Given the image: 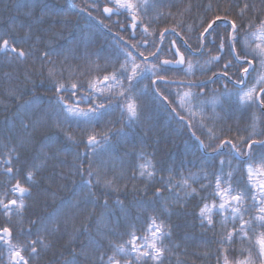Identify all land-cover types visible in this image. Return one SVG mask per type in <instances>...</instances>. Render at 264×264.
<instances>
[{
  "label": "trees",
  "instance_id": "obj_1",
  "mask_svg": "<svg viewBox=\"0 0 264 264\" xmlns=\"http://www.w3.org/2000/svg\"><path fill=\"white\" fill-rule=\"evenodd\" d=\"M133 2L138 5L140 20L135 29L126 25L127 12L106 17L103 7L112 6L107 0H98L95 8L93 0H0V42L8 39L11 45L16 41L18 48L32 53L24 60L17 59L14 53L10 54L11 59L0 53V199L7 203L17 198L18 194L10 191L17 180L31 191V195L25 196L22 210L13 208L11 214L6 215L0 207V229L10 228L12 243L16 245L38 241L35 254L30 247L22 253L28 264H66L74 258V253L79 264H89L79 255L89 240L96 242L100 252L110 255V242L119 244L128 239L126 233L131 227L142 234L153 216L170 233L162 240L167 250L163 264H217L218 241L232 229L230 219L223 223L224 216L229 215L227 212L213 217L214 226H201L199 207L205 202L211 204L214 199L219 203L212 195L217 176L227 179L231 172L232 187L237 191L246 190L245 164L253 161L234 159L228 154V147L220 152L215 150L224 140L238 143L239 137L248 138L253 124L256 135H251V139L264 140L261 134L264 133V112L255 105L249 107L234 102H225L223 110L213 108L211 101L223 93L224 82L208 81L213 72L221 70L224 61L206 63L218 55L216 45L205 42L200 48L197 37L210 19L224 15L217 5L220 9L231 5L229 20L245 26L249 21L258 25L260 19H264V0ZM209 3H212V11H207ZM245 3L250 8L240 17L239 9ZM29 10L33 20L43 16L44 22L34 25L30 38H25L26 29L19 25L30 22L24 15ZM49 10L58 14L49 15ZM145 26L150 35L143 32ZM226 28L227 25H221L222 32ZM161 33H165L162 43ZM145 40L147 45L143 44ZM173 40L186 61L192 62L193 70L187 73V64H171L165 74L168 82L157 80L151 72L134 81L132 93L139 105L137 119L129 122L127 113H122L117 106L123 101L113 99L97 101L110 103L112 107L95 123L74 119L64 123V131L74 138L71 141L52 126L51 121L35 131L21 126L17 113H22L26 103L31 102L34 109L49 113L58 110L55 83L48 77L50 68L56 70V82L68 86L80 83L86 88L89 79L119 69L125 62L124 52H130L142 67L158 65L165 59H179L169 51ZM185 41L191 45V51ZM216 43L218 45L219 41ZM156 48L163 49L159 60L149 55ZM45 51L52 55L42 59ZM144 57L148 58L147 64ZM201 82L208 83L204 88L195 87ZM228 88L234 90L232 84H228ZM188 91L195 95L190 103L185 100L181 106L183 93ZM81 94L84 93L79 92L78 96ZM62 95L71 103L69 93ZM80 107L86 109L89 105L82 103ZM109 130L111 138L107 145L95 151L86 145L89 134ZM50 136L58 137L60 154L45 162L41 145ZM54 150L44 149L49 155ZM262 151L260 147L255 148L256 162ZM10 157L11 176L5 173L3 163ZM221 160L225 161L223 167ZM145 163L155 173L151 179L139 175V165ZM89 169L93 173L90 185L87 183ZM29 171L35 173L32 181L26 180ZM169 180L171 183L166 187ZM184 180L188 186H183ZM106 181H112V186H106ZM158 188L161 189L159 195L156 194ZM251 204L248 199L246 220L256 214ZM57 226L59 230L53 231ZM242 246L247 247V242L242 243L237 238L233 248L238 250ZM0 264H9L8 248L2 243ZM148 264L154 262L148 261Z\"/></svg>",
  "mask_w": 264,
  "mask_h": 264
},
{
  "label": "snow or ice",
  "instance_id": "obj_2",
  "mask_svg": "<svg viewBox=\"0 0 264 264\" xmlns=\"http://www.w3.org/2000/svg\"><path fill=\"white\" fill-rule=\"evenodd\" d=\"M97 3L98 0H93L92 6L95 8ZM107 3L112 5L111 7H103V13L107 18H111L112 15H120L122 12H127L130 14L132 21L131 27L133 29L138 27V5L133 0H107ZM230 8L231 5L228 8L220 9L219 5H217V9L223 11L224 15H215L214 18L210 19L207 22V26L203 28V31L197 37L200 42V48L205 46V42L216 45L218 55L212 56L206 63L211 64L215 62L219 64L222 60L224 61L221 70L219 72H213V77L208 81L215 83L217 79H220L224 82L223 93L214 96L211 103L214 109L219 107L223 110L225 102H234L238 105H247L249 107L255 105L264 112V19H260L258 25H255L253 21H249L246 26L243 23L238 24L234 19L229 20ZM249 8L250 5L245 3L239 9L238 16L243 17ZM44 9H47V5L44 6ZM212 9V3H209L207 5V11H212ZM81 11H86V9H81ZM48 14L55 15L58 13L49 10ZM24 15L30 22L27 24L21 22L19 27L26 29L25 38H30L33 26L44 22L43 16L33 20L31 10L25 12ZM221 25H227V28L223 32L221 31ZM252 29L255 30L253 31ZM167 31L166 29L165 32ZM242 31L243 35H241ZM143 32L150 35L147 26L143 28ZM160 35L162 43L165 33H161ZM210 37L211 40H209ZM217 40L219 41L218 45L216 43ZM170 43L171 48L169 51L174 56L179 57V59H165L160 61L158 65L153 64L151 67H142L141 64L136 63V58L130 52H124L125 62L120 65L119 69L105 74L102 77L96 76L89 79L86 88L80 83H71L68 86L56 82V70L50 68L48 77L55 83V91L58 94L56 102L59 108L54 113H49L47 110L34 109L31 102L26 103L22 106V113H17L21 126L25 130L31 129L35 131L42 124L51 121L52 126L59 129L65 138L71 141L74 138L64 131L63 124L70 119L87 124L95 123L112 107L110 103L106 105L103 102L97 101H111L113 99L123 101L122 105L118 103L117 106L121 107L122 113H127L129 122L137 119L139 105L132 93L134 81L143 78L145 73L151 72L157 80L168 82L165 80V74L168 71L167 66L171 64H187V73H191L193 70L192 62L190 60L186 61L184 54L176 46V41L173 40ZM184 43L186 48L191 51V45H188L186 41ZM143 44L147 45L148 41L145 40ZM133 47L136 46L133 45ZM162 51V48H156L149 55L159 60ZM0 53L9 56L10 59V54L14 53L19 60H24L32 55L31 52L25 51L23 48H18L16 41H13L10 45L8 39H3L0 42ZM51 55V52L45 51L42 53L41 58L47 59ZM85 55L87 56V54ZM140 56L143 57L144 54L141 52ZM147 61L148 58L144 57L145 64H147ZM125 81H127V84H125ZM208 82H201L195 85V87L204 88ZM153 83H156V81L154 80ZM228 84H232L234 90L229 89ZM191 86L190 84L189 87ZM65 92L69 93L71 103L66 101L64 95H62ZM79 92H83L84 94L78 96ZM194 95L191 91L183 93L181 106H183L185 100H188L190 103V98ZM82 103L89 105V107L86 109L80 107ZM203 106L202 103L200 105L201 111H203ZM191 114L196 115L194 112ZM26 119L28 121L27 123L25 122ZM117 134L119 135L121 133ZM261 134L264 135V133ZM251 135H256L255 124H253V132ZM251 135L248 138L239 137L238 143H234L232 140H224L215 150L220 152L225 147H228V154L234 159L253 161L246 162L245 164L248 181L246 190L237 191L232 187L231 172L227 174V179L217 176L212 195L218 198L219 203L217 204L214 199L211 204L205 202L199 207L198 217L201 226L205 224L209 227L214 226L213 217L215 215H223L225 212L229 213V215L224 216L223 223H227L229 219L232 222V229L227 231L218 241L216 252L217 264H264V230L257 231V229H264V151L260 153L258 162L255 161L253 155L256 147L264 150V140H252ZM110 138V130L99 134H89L86 145L95 151L97 147L107 145ZM59 143L60 141L56 136L46 138V142L41 145V152L43 153L45 162L48 159L58 157L60 149L57 145ZM45 148L55 150L49 155L44 151ZM3 163L6 166L5 173L11 176L13 173L11 157L4 160ZM224 164L225 161L221 160V167ZM228 164L231 166V161H228ZM149 167L150 165L147 163L140 164L139 175L151 179L155 173L154 171H150ZM34 175L35 173L33 171H29L26 175V180L32 181ZM81 175H83V171H81ZM92 175L93 173L89 169V179L87 180L89 185L92 183L90 179ZM97 183H99V180H97ZM112 183V181H106V186L111 187ZM170 183L171 181L169 180L165 186L167 187ZM183 186H188L187 180L183 181ZM10 191L13 194H18V196L16 199L8 200L7 203H5L4 199H0V207L3 208L6 215H10L13 208L17 211L22 210L25 207V196L31 195L30 187L22 186L19 180L11 187ZM160 191L161 189L158 188L156 194L159 195ZM248 199L252 201L251 208L255 210L256 214L246 220L244 217L248 212V208L245 205ZM58 230V226L53 229V231ZM126 235L128 239L122 243H109L110 255L107 252H100L96 246V242L93 240H89L88 244L81 249L79 255L83 256L89 264H148V261H152L154 264H163V257L167 250L163 246L162 240L165 235H170V233L165 230V225L162 222H157V217L153 216L149 218L147 227L143 229L142 234H138V230L131 227ZM237 238L242 243L246 241L247 247L242 246L238 250L233 248V244ZM12 239V231L10 228L4 227L0 229V243L8 248L9 264H28L27 259L22 253L27 247H30L31 252L35 254L37 252L35 245L38 241L33 240L29 245H16L12 243ZM39 242L42 243V241ZM94 252H100V254L94 255ZM76 255L74 253V258L66 261V264H79V261L75 259Z\"/></svg>",
  "mask_w": 264,
  "mask_h": 264
},
{
  "label": "flooded vegetation",
  "instance_id": "obj_3",
  "mask_svg": "<svg viewBox=\"0 0 264 264\" xmlns=\"http://www.w3.org/2000/svg\"><path fill=\"white\" fill-rule=\"evenodd\" d=\"M129 15H130V14L126 15V18H127V23H126V25H127L128 27L132 28V27H131L132 21L128 19V16H129ZM138 26H139V25H138Z\"/></svg>",
  "mask_w": 264,
  "mask_h": 264
},
{
  "label": "water",
  "instance_id": "obj_4",
  "mask_svg": "<svg viewBox=\"0 0 264 264\" xmlns=\"http://www.w3.org/2000/svg\"><path fill=\"white\" fill-rule=\"evenodd\" d=\"M128 19L131 20L130 15L128 16ZM137 22H138V24H139V23H140V20L138 19Z\"/></svg>",
  "mask_w": 264,
  "mask_h": 264
}]
</instances>
